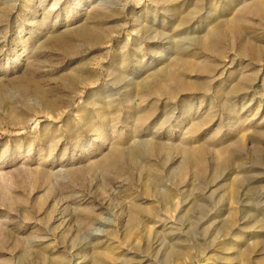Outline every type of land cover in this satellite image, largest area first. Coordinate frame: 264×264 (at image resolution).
<instances>
[{"label": "rangeland", "instance_id": "rangeland-1", "mask_svg": "<svg viewBox=\"0 0 264 264\" xmlns=\"http://www.w3.org/2000/svg\"><path fill=\"white\" fill-rule=\"evenodd\" d=\"M0 264H264V0H0Z\"/></svg>", "mask_w": 264, "mask_h": 264}]
</instances>
